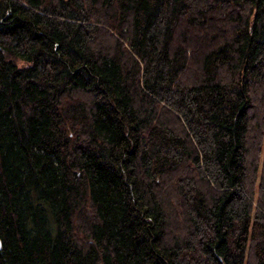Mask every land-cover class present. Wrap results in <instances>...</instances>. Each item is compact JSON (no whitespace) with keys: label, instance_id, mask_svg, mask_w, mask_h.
Wrapping results in <instances>:
<instances>
[{"label":"trees","instance_id":"16d2710c","mask_svg":"<svg viewBox=\"0 0 264 264\" xmlns=\"http://www.w3.org/2000/svg\"><path fill=\"white\" fill-rule=\"evenodd\" d=\"M264 264V0H0V264Z\"/></svg>","mask_w":264,"mask_h":264},{"label":"water","instance_id":"95a60500","mask_svg":"<svg viewBox=\"0 0 264 264\" xmlns=\"http://www.w3.org/2000/svg\"><path fill=\"white\" fill-rule=\"evenodd\" d=\"M223 264H225V263L223 262Z\"/></svg>","mask_w":264,"mask_h":264}]
</instances>
